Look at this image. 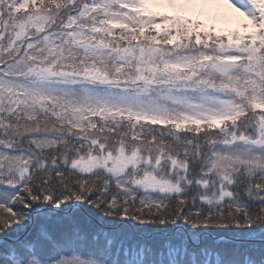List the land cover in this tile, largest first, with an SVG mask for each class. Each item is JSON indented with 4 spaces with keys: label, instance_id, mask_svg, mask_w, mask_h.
<instances>
[{
    "label": "snow or ice",
    "instance_id": "6c2138e0",
    "mask_svg": "<svg viewBox=\"0 0 264 264\" xmlns=\"http://www.w3.org/2000/svg\"><path fill=\"white\" fill-rule=\"evenodd\" d=\"M0 264H264V0H0Z\"/></svg>",
    "mask_w": 264,
    "mask_h": 264
}]
</instances>
